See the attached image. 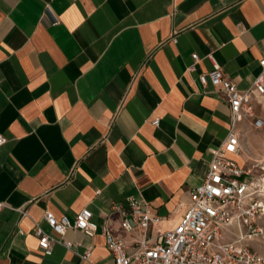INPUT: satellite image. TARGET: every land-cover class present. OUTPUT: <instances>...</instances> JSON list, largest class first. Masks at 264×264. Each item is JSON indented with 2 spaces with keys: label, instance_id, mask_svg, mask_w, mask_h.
Segmentation results:
<instances>
[{
  "label": "crops",
  "instance_id": "crops-1",
  "mask_svg": "<svg viewBox=\"0 0 264 264\" xmlns=\"http://www.w3.org/2000/svg\"><path fill=\"white\" fill-rule=\"evenodd\" d=\"M210 52L249 89L264 56V0H0V264H113L100 232L137 238L110 212L127 197L162 229L177 223L231 126L225 98L197 80ZM255 112L264 118V100ZM236 131L242 144L257 130L245 120ZM242 151L232 156L241 167ZM82 209L91 237H59L43 218L72 223ZM34 226L51 238L49 255Z\"/></svg>",
  "mask_w": 264,
  "mask_h": 264
},
{
  "label": "built area",
  "instance_id": "built-area-1",
  "mask_svg": "<svg viewBox=\"0 0 264 264\" xmlns=\"http://www.w3.org/2000/svg\"><path fill=\"white\" fill-rule=\"evenodd\" d=\"M190 58L188 73L194 71L199 61L196 54H191ZM206 59L211 70L198 75L197 80L201 86H209L225 98L231 112L227 137L220 146L210 150L208 171L189 191L188 204L173 227L162 229L161 217L132 197L111 205L110 212L118 217L119 229L128 235L138 234L137 238L126 242L114 236L106 226L101 228L100 235L113 264H264V257L249 244L254 239L264 238L263 229L257 225L264 215V203L258 199L261 189L257 183L245 179L250 174L232 158L241 152L238 124L249 120L255 130L264 128V118L255 112L257 100H264V56L258 61L259 74L244 91L220 71L213 52ZM157 122L154 119L151 125L155 127ZM4 143L5 139L0 136V145ZM43 218L49 230L59 237L68 228L79 230L87 237L93 236L96 229L86 209L80 210L72 223L65 217L55 219L48 212ZM33 234L38 250L49 255L51 238L37 226ZM61 243L66 249L72 247L70 242L62 240ZM88 257L87 250L82 258Z\"/></svg>",
  "mask_w": 264,
  "mask_h": 264
},
{
  "label": "rangeland",
  "instance_id": "rangeland-1",
  "mask_svg": "<svg viewBox=\"0 0 264 264\" xmlns=\"http://www.w3.org/2000/svg\"><path fill=\"white\" fill-rule=\"evenodd\" d=\"M260 130L256 131L255 137L252 140L245 138L241 144L244 158L242 168L250 174V177H246L245 179L251 180L260 186L261 195L259 194L258 199L264 203V182H261V179L264 178V135L260 134ZM257 225L264 231V215L259 218ZM249 244L255 252L264 257V238L254 239Z\"/></svg>",
  "mask_w": 264,
  "mask_h": 264
}]
</instances>
